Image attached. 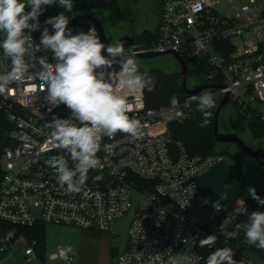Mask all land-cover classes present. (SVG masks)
Instances as JSON below:
<instances>
[{"label": "built area", "instance_id": "1", "mask_svg": "<svg viewBox=\"0 0 264 264\" xmlns=\"http://www.w3.org/2000/svg\"><path fill=\"white\" fill-rule=\"evenodd\" d=\"M220 3L162 0L156 43L138 50L127 48L125 56L173 51L184 59L205 58L210 65L207 84H216L217 80L221 83L209 93L222 98L227 93L229 102L264 121V9L259 11L257 0H249L235 12L220 9ZM46 20L40 15L39 29L31 32L34 47L26 57L29 71L0 92V116L10 125L6 131L9 143L0 153V253L11 252L20 235L19 227L33 226L38 220L107 231L116 219L134 208L127 243L116 264H166L170 255H187L195 264H202L199 241L209 235H215L217 241L208 248L230 247L237 264H256L250 258L242 225L258 210L239 195L227 203L226 189L210 198L197 188V178L223 156L192 154L171 133L172 123L192 117L197 103L193 97L201 93L175 95L169 104L152 108L147 106L145 89L128 91L118 86L127 96L129 116L144 126L143 135L133 138L117 133L102 137L98 166L89 171L81 191L69 192L59 183L47 161L65 155L69 167L73 162L52 141L46 123L53 117L70 118V110L63 104L51 105L46 89L41 90L43 82L35 78L41 70V58L54 62L49 50L36 47L44 28L54 34ZM92 27L103 43L95 24L89 23L85 33ZM227 46L231 50H226ZM102 55L108 56L106 50ZM10 68L11 62L0 48V74ZM104 71L118 73L119 58ZM209 123L207 119L202 124ZM96 176L102 178L94 180ZM25 254L31 261L35 254L33 242H29ZM56 256L69 259L63 248Z\"/></svg>", "mask_w": 264, "mask_h": 264}, {"label": "clouds", "instance_id": "2", "mask_svg": "<svg viewBox=\"0 0 264 264\" xmlns=\"http://www.w3.org/2000/svg\"><path fill=\"white\" fill-rule=\"evenodd\" d=\"M57 4V0H0V48L9 58L11 68L0 74V92L13 81L20 80L29 71V51L34 42L31 32L40 27L39 16L43 6ZM59 6L72 11L73 0H58ZM30 7V11L26 8ZM34 21V23H30ZM54 29L50 34L44 28L41 41L36 47H42L52 53L54 62L41 58L38 64L41 70L35 74L43 83L41 90L47 91V100L53 105H65L70 110V118L53 117L46 123L51 129L52 141L63 149L65 155L52 156L47 161L55 169L59 183L67 186L69 192H79L88 180V173L98 166L97 152L102 137H114L124 133L133 138L143 135V125L128 114L127 96L119 88L128 91L147 89L151 91L154 82L146 72H141L132 55L125 56L124 44L101 43L94 27L88 33L73 35L68 28L69 18L62 12L45 21ZM107 52L108 56L102 55ZM119 58L120 71L107 73ZM30 59V57H29ZM99 70V71H98ZM193 99L197 102L196 110L204 117L215 108L213 95L203 92ZM102 177L96 176L94 180ZM248 195L264 206L255 187H249ZM244 205V201H241ZM242 212H246L243 208ZM246 243L264 250V211H254L242 225ZM215 235L200 239L201 248L214 245ZM166 264H195L187 255L169 256ZM205 264H237L230 247H220L212 251Z\"/></svg>", "mask_w": 264, "mask_h": 264}, {"label": "trees", "instance_id": "3", "mask_svg": "<svg viewBox=\"0 0 264 264\" xmlns=\"http://www.w3.org/2000/svg\"><path fill=\"white\" fill-rule=\"evenodd\" d=\"M112 0H83L81 3L82 12L94 15H100V12L104 9V7ZM42 15V14H41ZM100 17V16H99ZM72 30V34H79L81 31ZM83 32V31H82ZM85 33V32H84ZM158 37L157 31L145 30L143 33L136 35V41L139 48H149L153 46ZM226 50H231V46H227ZM188 66V81L191 76H193L197 85L199 84H207L210 82L208 78V73L210 71V65L205 58H188L186 59ZM141 72H146L149 76L152 77L154 86L151 91H148L145 88V96L148 107L158 108L164 105L169 104L171 98L175 95L180 97L188 96V93L182 87V71H177L173 73H167L163 70L152 68L148 70H140ZM216 84L220 85V80L216 81ZM213 90H206L205 92H211ZM215 101V108L209 110L210 115L208 117H204L200 112L196 110L197 103L193 105L192 109V117L183 122L177 123L174 122L170 125L171 133L175 141H181L185 144L187 149L192 154H229L232 157L236 158L238 161L239 154L230 150H218V143L215 140L214 136V115L217 110V107L221 101V99L217 96H213ZM229 105V104H227ZM226 105V106H227ZM224 109V108H223ZM232 111L234 113V119L232 125L228 127V129L239 130L241 127L246 126L252 136L256 139L264 140V121H262L258 116L251 115L244 112L241 107L237 104L233 103ZM209 119L210 123L203 125L202 123ZM10 125L7 123L4 116H0V153L3 147L9 143V140L6 136V131L9 129ZM238 171L239 177L243 182L242 191L238 194L239 196L244 197L248 204L258 211H264V206L260 205L256 200L248 195V188L255 187L257 194L264 198V183H261L257 186L249 185L251 180L248 179L242 170L243 164L242 162H238ZM231 204V203H229ZM228 204V205H229ZM19 232L24 233L30 242L34 243V247L38 251H42L45 247L46 242V231H45V223L38 222L33 226L27 227H19ZM223 246H219L220 248ZM214 249H210L207 246L201 248V252L204 256V260L202 264H205L208 255L214 251ZM250 252L258 253L264 256V250L258 249L255 246L249 245ZM234 254V259H235Z\"/></svg>", "mask_w": 264, "mask_h": 264}, {"label": "rangeland", "instance_id": "4", "mask_svg": "<svg viewBox=\"0 0 264 264\" xmlns=\"http://www.w3.org/2000/svg\"><path fill=\"white\" fill-rule=\"evenodd\" d=\"M83 0H73V9L72 11H66L63 6H59L58 0L57 4L49 6L50 12L56 16L60 13H64L67 17L78 14L82 12L81 3ZM162 0H112L110 1L104 9L100 12V18L105 25L106 34L108 37L109 43L119 42V39L129 33L132 29L135 31L134 35L143 33L145 30L157 31V24L161 18L162 9H159L161 6ZM259 3V11L264 9V0H257ZM249 2V0H221L219 8L229 12H235L243 4ZM30 11V7L26 8ZM139 10H142L138 13ZM138 14V16H137ZM89 21L83 19L77 23L69 26V29L79 30L85 32L88 28ZM135 61L140 70H148L152 68L163 70L167 73H173L177 71H182L181 65L177 58L173 54H163L150 59H140L135 56ZM197 85L196 79L191 76L188 81V86L193 88ZM220 99L222 98L219 97ZM229 105L225 106L220 115V131L226 132L227 127L232 125L234 119V113L232 111L233 103L229 102ZM240 137L245 140L248 144L254 146L264 147V140L256 139L252 136L249 129L244 126L239 130ZM230 148V151L233 152L236 149L234 144L219 143L218 150L223 151ZM236 153V152H235ZM238 153V152H237ZM223 159H225V165L230 170L232 177L236 176L238 160L232 157L229 154H223ZM243 173L251 181L247 184L257 186L261 183H264V168L259 166L256 161H250L249 159L246 162H242ZM2 166L0 164V170ZM133 210H131L126 216L119 219V231L115 235V240H123L128 230V225L132 219ZM118 221V220H117ZM66 226H57L53 224L47 225V247L53 245V250H56L58 244H63L65 240L64 230ZM22 244L20 246L26 245L22 239ZM250 258L256 264H264V256L258 253L250 252ZM17 261L25 264L26 257L24 252L21 250L20 253L16 256ZM43 264L42 262L34 261L33 264ZM45 264H62L61 260L51 259L47 257Z\"/></svg>", "mask_w": 264, "mask_h": 264}, {"label": "water", "instance_id": "5", "mask_svg": "<svg viewBox=\"0 0 264 264\" xmlns=\"http://www.w3.org/2000/svg\"><path fill=\"white\" fill-rule=\"evenodd\" d=\"M44 11L42 16L45 19H49L54 15L50 12L49 6H43ZM69 18L68 27L86 19L89 23H93L96 25L103 44L105 46L110 45L108 41V37L106 34L105 25L102 22L101 18L98 15L88 14L85 12H81L75 15H72ZM124 44V48H133L134 50H138V44L134 35V31L131 33L121 37L119 42ZM163 54H173L177 60L179 61L182 68V87L188 94H200L205 90L219 88L220 85L210 83L204 84L197 87H189L188 86V66L187 61L184 59L179 53L168 51L165 53L148 51V52H138L136 54L140 59H150ZM229 103V95L226 93L221 99L217 110L214 115V136L217 142H225V143H235L239 147L240 151L245 155L253 158L256 162H258L261 166L264 167V152L256 150L250 144H248L245 140H243L238 132H221L220 131V115L223 108ZM198 190L207 197L215 198L218 194L223 192L224 189L227 190V198L226 202H231L232 198L238 195L243 188V182L238 174L235 177H232L230 170L225 165V159H222L219 163L211 167L208 171L200 175L196 180Z\"/></svg>", "mask_w": 264, "mask_h": 264}, {"label": "crops", "instance_id": "6", "mask_svg": "<svg viewBox=\"0 0 264 264\" xmlns=\"http://www.w3.org/2000/svg\"><path fill=\"white\" fill-rule=\"evenodd\" d=\"M159 9H162V1ZM159 23L156 26L157 28ZM119 219L120 218L116 219L112 223L110 229L107 231H103L98 228H80L72 225L45 223L46 242L45 247L41 252L35 248V254L31 256V261H27L25 249L27 248L30 241L24 233H20L11 252L0 253V264H23L17 261L16 258L21 250L24 252L26 257V261H24L25 264H33L34 261H40L45 264L47 257L61 260L62 264H116L117 257L124 250L128 239L127 230L123 240H115L114 234H117L119 231ZM38 222L43 221L38 220L37 223ZM48 224L66 226V229L64 230L65 240L63 244H58V246L55 247L57 248L56 250L52 249L53 245H50L49 248L47 247ZM22 239L25 242H28L24 246V250L23 246H20L23 243ZM60 248H63L67 251L69 255L68 260L56 256V253Z\"/></svg>", "mask_w": 264, "mask_h": 264}, {"label": "flooded vegetation", "instance_id": "7", "mask_svg": "<svg viewBox=\"0 0 264 264\" xmlns=\"http://www.w3.org/2000/svg\"><path fill=\"white\" fill-rule=\"evenodd\" d=\"M142 10H139L138 11V13L139 12H141ZM137 16H138V14H137ZM132 31H134L133 29H132ZM131 31V32H132ZM135 32V31H134ZM231 126V125H230ZM226 132H238L239 133V131L238 130H234V129H228V127H227V130H226ZM225 133V132H224ZM240 135V134H239ZM218 144L219 143H225V142H217ZM226 144H234L235 145V147H236V149L237 150H235L234 152H238V154H239V161L240 162H246L248 159L250 160V161H255L253 158H251V157H249V156H245L241 151H240V149H239V147L237 146V144H235V143H226ZM252 147H254L256 150H258V151H262V152H264V147H259V146H254V145H252V144H250ZM227 150H230V148H228ZM233 151V150H232ZM259 166H261L258 162H256ZM263 167V166H262ZM264 168V167H263ZM239 169H238V167H237V173L236 174H238L239 175V171H238Z\"/></svg>", "mask_w": 264, "mask_h": 264}]
</instances>
